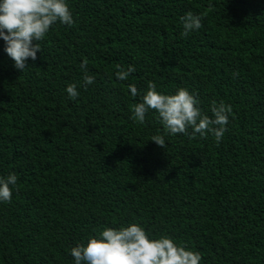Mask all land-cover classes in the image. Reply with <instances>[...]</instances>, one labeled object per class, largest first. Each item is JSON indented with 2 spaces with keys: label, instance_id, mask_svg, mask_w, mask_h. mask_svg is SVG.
<instances>
[{
  "label": "trees",
  "instance_id": "1",
  "mask_svg": "<svg viewBox=\"0 0 264 264\" xmlns=\"http://www.w3.org/2000/svg\"><path fill=\"white\" fill-rule=\"evenodd\" d=\"M44 53L17 70L0 40V264H73L69 250L105 227L140 223L199 251L202 264H264V0H69ZM203 26L183 35L187 13ZM35 43V42H34ZM88 60L96 81L82 85ZM134 65L128 80L115 73ZM189 89L211 116L231 106L220 142L166 136L132 119L128 85ZM191 132V129H189Z\"/></svg>",
  "mask_w": 264,
  "mask_h": 264
},
{
  "label": "clouds",
  "instance_id": "2",
  "mask_svg": "<svg viewBox=\"0 0 264 264\" xmlns=\"http://www.w3.org/2000/svg\"><path fill=\"white\" fill-rule=\"evenodd\" d=\"M181 19L184 36L203 26L201 15L189 12ZM75 22L69 0H0V40L4 41V51L15 68L23 72L29 67V58L35 61L38 53H44L41 41L54 25L70 27ZM80 67L84 72L82 85L68 83L65 89L68 99L73 101L80 96L79 87L86 89L96 81L95 75L89 74L87 59ZM135 71L134 65L127 69L120 67L115 76L123 82ZM128 88L132 97L140 95L139 102L133 105L132 119L143 123L154 111L162 124L164 134L153 135L150 140L159 146L166 147V136L177 134L207 137L211 133L220 142L228 130L231 106L223 102L214 101L209 116L202 112L199 100L189 89L179 88L174 94H167L159 91L153 81H148L143 94L135 84H129ZM18 180L15 172L0 175V203L11 202ZM69 254L73 264H202L203 261L201 253L186 243H177L167 234L154 236L140 223L105 227L85 243L73 246Z\"/></svg>",
  "mask_w": 264,
  "mask_h": 264
}]
</instances>
